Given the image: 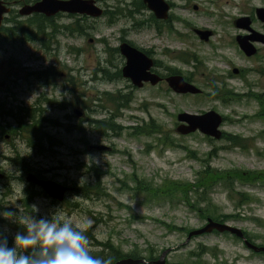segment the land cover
Segmentation results:
<instances>
[{"label":"rangeland","instance_id":"rangeland-1","mask_svg":"<svg viewBox=\"0 0 264 264\" xmlns=\"http://www.w3.org/2000/svg\"><path fill=\"white\" fill-rule=\"evenodd\" d=\"M96 1L106 10L107 4L103 0ZM105 1L109 5L107 10L114 11L117 7L128 6L133 0ZM173 1L176 6L172 12L179 19L187 20L197 27L206 24L207 28L218 29L212 39L213 44H218L219 37L225 36L224 29L215 26L212 15L207 14L206 18L202 13L185 8L194 3L203 7L204 0ZM242 1V12H247L250 6L264 4V0ZM210 2L211 0H207V10L215 11ZM17 10L18 8L14 12L17 13ZM224 11L228 17L229 14L239 12L234 7H226ZM149 13L150 10L147 9L143 14L138 13L131 17L119 15L110 19L106 15L98 19L90 18L89 35L73 32L69 35L58 34L54 39L43 36L45 43L27 42L19 36L0 37V88L15 81L20 86L17 91H22L27 88L25 82H28L26 79L31 71L54 66L55 69L51 71L55 75L51 76L50 82L57 89L54 90L52 86L41 90L51 94L53 99L62 101L66 98L68 102L64 109H54L51 105L48 108L49 116L56 124H60L56 128H46L56 140L59 139L55 155H37L28 148L25 143L27 138L24 136L17 140L0 139V153L3 155L0 157V168L10 176L14 175V166L9 158L14 157L16 150L32 164L40 163L42 168L60 167L53 172L59 175L60 181H65L72 187L60 212L85 224L87 230L99 241L110 240L123 253L138 250L142 252V258L150 262L159 260L165 249L172 248L165 259L167 264H175L179 261L185 262L188 252L196 251L199 244H203L210 248L211 255L206 252L202 256V260L208 263H212L213 256L218 255L229 264H264V255L253 253L243 241L232 235L205 233L188 240V230L201 227L206 219L200 217L182 200L179 191H173V195H176L173 199L153 200L135 189L136 184L132 180L135 174L138 179L150 181L154 185H161L165 180H172L180 185L194 184L205 170V164L209 163L212 169L218 171L232 168L264 171V119L256 116L264 108V53L249 60L245 55L237 54L232 46L218 49V52L213 51L209 44L192 34L187 24L177 20L170 24L172 28L166 27L161 32L155 25L137 23L148 20ZM220 13L222 12H218V19L227 17ZM12 15L8 17L12 18ZM65 15L63 13L62 17H57L58 22L67 24L72 20ZM4 25L10 26V21ZM177 30L185 34L183 39L177 37ZM228 31L233 32L231 28ZM123 37L139 48L151 50L152 58L160 60L169 71L175 68L182 76L189 75L192 83L202 91L198 94H181L171 90L166 82L131 88L122 77L111 76L110 80L109 76L106 78L102 68L108 67L110 62L122 66L123 58L113 48L120 44ZM182 51L195 53L189 63L177 59ZM195 56L199 62L193 60ZM230 64L245 70L242 78L226 79ZM108 68L111 72L115 70L113 67ZM29 80L38 82L33 76ZM70 80L76 81L82 91L79 100L84 115L80 117L75 116L74 106L71 105L74 103V92H66L63 87ZM215 86L229 89L231 92L228 95H236L237 99H231L224 104L216 98ZM38 92V89H33L30 93L19 92V98L32 105ZM104 92L114 95L119 92L127 93L130 101L128 107L120 109V116L113 119L121 128L106 129L100 133L87 119L101 120L115 114V106L106 100ZM255 95L262 100L261 105ZM101 96L105 99L103 103L97 102ZM100 103L105 106L104 109L100 108ZM212 109L225 117L222 131L249 138L248 148L236 146L225 138L209 141L199 131L186 135L176 131L180 124L177 118L179 113L187 111L201 114ZM151 120L162 126V134H129L134 131V127L140 130L146 128ZM2 123L7 126L6 122ZM165 137L172 141V145L162 144ZM95 145H105L109 149L98 150L94 148ZM214 146L217 148V155L210 156ZM62 166L66 169L62 170ZM9 182L13 181L10 179ZM85 184H99L97 191L107 192V195L90 192L88 198L84 196ZM22 196L21 188L17 184L12 183L5 187L0 182V205L11 207L15 211L21 208L23 214L30 215L20 202ZM211 197L212 204L215 203L219 211L240 213L237 220L227 221L228 223L245 230L254 239L250 242L264 245V185H247L235 181L232 191L222 183H214ZM57 207L47 199H38L35 211L49 218L59 211ZM3 212L0 210V213ZM19 215L20 213L17 217L6 219L4 224L0 221V227L6 231L8 239H13L16 232L11 225H21ZM168 225H174L177 230L169 229ZM95 249L97 246L91 244V250ZM150 251L154 253V259L148 258L147 252Z\"/></svg>","mask_w":264,"mask_h":264},{"label":"flooded vegetation","instance_id":"flooded-vegetation-1","mask_svg":"<svg viewBox=\"0 0 264 264\" xmlns=\"http://www.w3.org/2000/svg\"><path fill=\"white\" fill-rule=\"evenodd\" d=\"M5 2V4H7V6L11 7V11L4 17L2 25L0 27V37H8V38H12L9 35L5 34L4 31V27L7 28V25H4L5 22L10 21V23L13 21H21V19H27L29 17H32L36 14H39L42 16L41 13H33L30 16H23L19 13V9L20 7H22L24 4L20 3V0H3ZM38 1V0H37ZM107 6L105 9H107L109 7L108 2H106L105 0H103ZM169 5H170V12H169V16L166 20L164 19H159L157 18L154 13L152 11H150V15L148 17V20L146 19V21H140L137 22L139 24H151V25H155L158 29L159 32H161L162 28V24H164V28L168 27V28H172V25H170L172 22H174L175 20L177 21H181L184 24H187L188 27H190V31L192 32V34L198 38L200 41H203L207 44H209V46L211 48H213V51H220L218 49H222L225 47L230 48L231 46L234 48L235 52H237V54H241V55H245L244 51L241 49V46L238 42V36H248L250 42L253 44V46L257 49L256 53L254 54L253 57H260L261 53H264V42L258 40L261 39V34H264V22L262 20H260L257 17L256 14V10L258 7H264V4L261 5H253L250 6L249 10L246 12H242V5H243V1L241 0V2H238L237 0H211V6L213 7V9H215V11H209L207 10V0H204V6L201 7L198 3H194L192 6L191 5H187L185 8L188 11H195L196 13H202L206 16L207 18V14L212 15L214 17V22H215V26H221L224 30L225 36L223 37H219V42L218 44H213L212 39L216 36L218 29H216V27L213 28H207V25L205 24V26H201V27H197L196 25H194L193 23L184 20V19H179L178 16L173 14V9L176 6V3L173 0H166ZM36 2V1H35ZM98 2V1H97ZM34 3V2H33ZM29 4V3H26ZM121 6V5H120ZM132 6L134 13L135 14H143L144 11H146L148 9L147 4L144 2V0H133L130 4H128V7ZM115 7V5H114ZM226 7H234L237 8L238 14L234 13L233 15L229 14V17L227 16L228 14L225 13L224 9H226ZM17 10V13L14 12V10ZM104 8V7H103ZM113 8V6L111 7ZM192 9V10H191ZM116 10V9H115ZM114 10V11H115ZM105 11V10H104ZM13 12V13H12ZM218 12H222L220 14H223L227 17H223V19H218L217 15ZM14 13H16L14 15ZM10 14L12 15V18H9L8 15L10 16ZM219 14V15H220ZM154 16V18L151 17ZM244 16H249L250 17V25L249 27H239L237 24V21L240 17H244ZM60 17V16H59ZM62 17V16H61ZM21 18V19H20ZM226 18V19H224ZM20 19V20H18ZM153 19V20H152ZM12 24L8 27H11ZM171 26V27H169ZM231 28L232 29V33H229L228 29ZM198 30H209L210 31V35H208V37L206 39H203L201 34L198 32ZM175 34L177 35V37H179V39H183V37L185 36V34L182 31H175ZM24 38H26L27 40L25 41H35V36L33 35H29V36H23ZM22 38V36H21ZM254 38V39H252ZM252 39V40H251ZM123 41H128L130 43H132L131 40L123 37L121 38V42ZM119 44V45H120ZM135 44V43H134ZM119 45L114 47V52H116V54H120L121 58H123V63L122 66L119 67V65H117L116 63L110 62V65H108V67H113L115 68L114 72L115 75H117L119 78H124L126 79V81L128 82V85L132 88V87H136L132 81L129 78H125L122 75V67L125 64V58L123 57V55L120 52L119 49ZM169 51V49H167ZM182 52H188V51H182ZM149 53V54H148ZM152 51H147V54L149 56H151ZM116 54L113 56L115 57ZM113 55V54H112ZM152 58V56H151ZM154 61V65L155 67L152 68V70L158 74H160L163 78H165L167 75H169L168 73H170L169 69L167 67H164L161 63V61L157 60V59H153ZM235 66L233 65H229V70L227 72V77L226 79L228 80H233L234 78H242L243 74H244V69H239L238 72L234 71ZM55 67L54 66H50V67H45L41 70H37L30 73V75H28L27 77V81L25 82V84L27 85V88L22 89V91H19L21 94L24 93V91H27L28 93H30L33 89H38V94L36 95V97H34L33 100V104L32 105H28V103L26 101H24L23 99L19 98V92L17 91V89H19V83L17 82H10L9 85H4L3 89L0 88V139H4L5 141L11 140V139H19V137L23 138V136L26 139L25 143L28 146V148L34 150L35 153H37V155L40 156H44V155H55L56 154V147L59 146L58 142L59 139H55L53 143L50 142L49 139L45 140V146H44V150L43 152L40 151V148H38L35 145V140H36V134L34 133L33 130V125H34V119L36 117L38 118H42L43 121H45L43 123V129L44 131H46L48 133L49 136H52V134L49 133V131L46 129L47 127H58V125L60 124H56L53 123L52 124V117L49 116L48 113V108L50 107V105L54 108H61L64 109L65 106L67 105V101L66 98H64L62 101H58L56 98L53 99L52 95H48L45 91L41 90V88H48V87H52L54 90L57 89L56 85H52L50 82V78L51 76L55 75V73H52ZM102 71L105 72V77L108 78L109 74L106 75V71L105 68H102ZM117 73V74H116ZM60 74H63V71L60 72ZM59 75V74H58ZM113 76V77H117V76ZM33 76V78L35 80H37V83H34V81H30L29 77ZM117 77V78H118ZM109 80L111 79V76H109L108 78ZM164 81H161L159 84L163 83ZM151 85L150 83H146ZM145 85V84H144ZM78 83L76 81H72L70 80L68 83L65 82V84L63 85V87L65 88V91L68 92L67 90H69L71 92V94H73L74 92V103L71 104L74 106V114L77 117L76 111L79 110L82 112V115H84L83 113V109L81 108V104H80V100H79V96L82 95V91H80L81 89L78 88ZM153 86V85H151ZM62 87V88H63ZM27 89V90H25ZM76 89V90H75ZM33 95H35L34 92H32ZM66 94V93H65ZM62 96V95H61ZM14 104H17V106H14ZM30 104V103H29ZM6 122L7 126H3L2 122ZM57 138V137H56ZM20 151L16 150V153L14 155V157H10L9 159L12 161V165L14 166V175L10 176V174L6 173L5 171H3L2 168H0V172L3 173L4 177L0 179V182L4 183L5 187H8L9 185L11 186L12 183L17 184L20 188H21V194L23 195L22 198L20 199L21 204L25 207V201H27L30 205L29 209H24L25 211H28V213H30V216L32 217H36L37 219L43 217L42 213H39L35 211V209H33V205H36V202L38 201V199H47L52 205H57V210L61 211L62 210V205L64 202H66V199L63 198V200H59V199H54L52 198L42 187L40 184L36 183L35 181H31L29 180L30 174H33L35 177H37L40 180H54L57 183H60L62 185L68 186L66 184V182L64 181H60L59 175H56L53 170H57L60 167H55V168H42L40 163H34L32 164L24 155L19 153ZM0 157H3L2 153H0ZM61 169H66V167L62 166ZM12 180L13 182H9V180ZM32 179V178H31ZM69 187V192L71 190L72 187ZM7 195V194H6ZM15 211V209H14ZM48 218V217H47ZM52 217L49 216V219H51Z\"/></svg>","mask_w":264,"mask_h":264},{"label":"trees","instance_id":"trees-1","mask_svg":"<svg viewBox=\"0 0 264 264\" xmlns=\"http://www.w3.org/2000/svg\"><path fill=\"white\" fill-rule=\"evenodd\" d=\"M37 0H20V3L26 4V3H33ZM134 13V10L132 7H117L115 11H109V9L104 11L103 16L106 17L109 16L110 19H115L119 15H123L125 17H131ZM109 14V15H108ZM63 13H59L56 16L52 17H46L44 14L39 15L36 14L32 17L27 18L25 21H12L10 25L12 24L11 27H4V33L9 35L12 38H15L16 36H19L21 40H27L26 38H23V36H29L33 35L37 37L35 41H41L42 43H45L43 36L49 37L50 39H54L56 35L58 34H72L73 32L79 33V35H89L88 33V28H91V25L88 23V20H90V17L86 15H77V14H66V17L72 18L71 21H69L67 24L65 23H60L57 20V17L62 16ZM152 18L154 16L151 15ZM155 19V18H154ZM153 20V19H152ZM156 20V19H155ZM162 28L164 29V24H162ZM166 28V27H165ZM67 32V33H66ZM1 33V32H0ZM41 37V38H40ZM48 41V39L46 40ZM148 51V50H147ZM192 55H195V53H187V52H180V54L177 55V59L184 62V63H189L190 58ZM196 62H199L197 60V56L193 58ZM106 75L109 74V76H114L115 73L111 72L110 69L105 67ZM171 73L173 74H181V72L176 71L175 68L170 70ZM117 74V73H116ZM117 76V75H115ZM118 77V76H117ZM188 81H191V77L187 75L185 77ZM215 92H216V98L221 100L224 104L227 103L231 99H237L236 95H228L231 91L227 88L215 86ZM106 93V92H104ZM103 96H105L106 100L113 104L115 106V114L112 113V115L106 119H101V120H93L88 118L87 122L90 123L92 126L95 127L97 131L100 133H103L106 129L110 130H116L119 127L115 122H113V119L117 118L120 116L119 111L122 108L128 107L129 105V95L127 93H117L116 95L112 93H106ZM258 98V96H256ZM105 99H98L97 102L103 103ZM100 103V108L104 109V105ZM117 112V113H116ZM257 117L264 119V113L263 110L259 112ZM43 121L42 118L36 117L34 119V125H33V130L34 133L36 134V140H35V145L40 148V151L43 152L44 146H45V140L49 139L51 143L54 141L53 136H49L46 131L43 129ZM55 123V121L52 120V124ZM148 125V124H147ZM144 129H137V127H134V131L129 133L131 136L133 135H140V134H148L152 135L155 133H161L163 132L162 126L159 124L155 123L154 120H151L149 125ZM76 128H79V126H75ZM140 128V127H138ZM145 130V131H144ZM227 139L230 143L236 145V146H241L242 148H248L247 145V138H244L243 136H236L232 134H226L224 133L223 139ZM207 139L210 140H215L211 139V137H207ZM172 141L169 140L168 138L165 137V139L162 140V144L167 146V145H172ZM217 148L214 146V149L212 150V153L210 156L217 155L216 152ZM211 162V160H210ZM92 171H96V169L90 167ZM97 172V171H96ZM133 182L136 184L135 189L139 190V192L143 193L147 198L153 199V200H168V199H173L176 195H173V191H179L181 193V198L182 200L189 205L190 208H193V211L197 212L200 217L203 219H207L208 217L213 218L214 220L221 221V222H226L229 220H234L238 219L241 215L240 213L236 214H230V213H224L219 211L218 206L213 203L212 204V197H211V192L213 188L214 183H222L225 185V188H228L229 190L234 189V182L235 181H240L243 184H246V182L251 183V184H257V183H262L264 184V171H254V170H249L245 171L243 169H238V168H232V169H227L225 171H218L215 169H212L209 164H205V170L200 173L198 180L193 184V183H181L180 184H175L172 180H165L161 185H154L150 181L145 182L144 180H140L136 177L134 174V177L132 178ZM137 183L139 186H137ZM100 187L99 184H85L83 186L84 190V196H87L89 198V193L93 192L95 195H107V192H98V188ZM138 192V191H137ZM193 195V197H191ZM247 196V195H246ZM211 204V206H210ZM77 205V204H74ZM24 207V206H23ZM29 209L30 205L27 201H25V207ZM0 210L7 211V210H12L14 211L13 208L11 207H4L0 205ZM0 221L4 224L7 220L4 219L3 217L0 216ZM12 224V223H11ZM169 229H174L177 230V227H174V225H168ZM12 228L15 229V231H24V227L20 225L16 227V224L11 225ZM190 230H188L189 232ZM213 233H217V231H213ZM226 234H229L228 232H225ZM90 240H92L91 244L93 246H97V249L91 250L93 255H100V256H107L111 255L114 257V264L117 260L123 257H132V258H141L142 257V252L136 250V251H130V253H123V250L119 247L116 246L113 242L110 240H107L106 242L104 241H99L93 233H91L90 230H87L86 233ZM247 237L250 240H254L253 237H251L247 232H246ZM13 239H8L9 246H13ZM98 246L100 248H98ZM199 248L195 250H191L188 252V259L184 261H179L175 264H229L227 260L224 258H220L218 255L213 256V262L208 263L202 260L203 254L206 252L210 254V248L203 244H199ZM254 253V252H253ZM148 258L154 259V253L152 251L147 252ZM259 254L264 255V252H260ZM211 255V254H210Z\"/></svg>","mask_w":264,"mask_h":264},{"label":"water","instance_id":"water-1","mask_svg":"<svg viewBox=\"0 0 264 264\" xmlns=\"http://www.w3.org/2000/svg\"><path fill=\"white\" fill-rule=\"evenodd\" d=\"M147 7L159 19L166 20L169 16L170 5L166 0H144ZM11 11V7L7 6L3 0H0V27L4 17ZM104 9L98 4L96 0H38L35 3L24 4L19 13L23 16H29L33 13H42L47 17L55 16L58 13L87 15L91 18L102 17ZM257 16L264 22V7H258L256 10ZM239 27H249L250 17H240L237 21ZM203 39L210 35L209 30H198ZM261 39L264 42V34H261ZM254 39V38H252ZM251 39V40H252ZM238 42L241 49L246 55L251 56L256 52V48L250 42L248 36H238ZM119 49L125 58V64L122 67V75L129 78L137 87H142L145 83L156 85L162 80H165L170 89L181 94H198L202 90L195 84L187 81L180 74H171L163 78L160 74L152 71L154 61L143 49L131 44L128 41H123L119 45ZM236 71V69H235ZM77 117L82 116V112L76 111ZM180 124L176 128L179 134L186 135L191 132L199 131L205 135L221 138L222 130L220 126L223 122V116L215 111L209 110L205 113H189L184 111L177 116ZM94 148L98 150H108L109 147L105 145H95ZM4 175L0 172V179ZM32 178V179H31ZM29 180L35 181L54 199L63 200L68 187L57 183L54 180H40L33 174H30ZM214 230L218 232L229 231L236 234L238 237L244 239L246 246L254 252H264V245H257L250 242L245 236L242 229L232 226L226 222L215 221L211 217L207 219V223L202 227L191 230L188 234V240L195 235L204 233H211ZM172 250L167 248L164 250L159 260L148 261L149 264H167L165 256ZM145 258L124 257L116 261L115 264H145Z\"/></svg>","mask_w":264,"mask_h":264},{"label":"clouds","instance_id":"clouds-1","mask_svg":"<svg viewBox=\"0 0 264 264\" xmlns=\"http://www.w3.org/2000/svg\"><path fill=\"white\" fill-rule=\"evenodd\" d=\"M36 209V205H33ZM19 215L24 231L13 234V246L0 227V264H114L111 255H93L87 227L57 211L51 219L23 214V209L0 213L5 219ZM147 264V260H145Z\"/></svg>","mask_w":264,"mask_h":264}]
</instances>
